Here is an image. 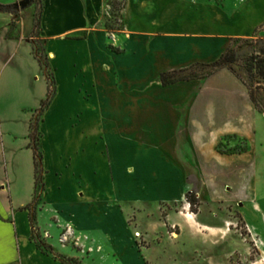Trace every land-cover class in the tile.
I'll list each match as a JSON object with an SVG mask.
<instances>
[{"label": "crops", "instance_id": "obj_1", "mask_svg": "<svg viewBox=\"0 0 264 264\" xmlns=\"http://www.w3.org/2000/svg\"><path fill=\"white\" fill-rule=\"evenodd\" d=\"M121 13L123 29L109 32L106 0H43L56 81L39 124L44 190L35 200L33 150L28 187L27 165L0 148V264H154L150 242L117 238L122 202L169 206L170 224L157 225L173 241L162 264H264V112L226 67L160 81L216 60L234 38L264 37V0H126ZM8 30L0 40L21 39ZM203 206L214 219L199 220Z\"/></svg>", "mask_w": 264, "mask_h": 264}, {"label": "rangeland", "instance_id": "obj_2", "mask_svg": "<svg viewBox=\"0 0 264 264\" xmlns=\"http://www.w3.org/2000/svg\"><path fill=\"white\" fill-rule=\"evenodd\" d=\"M28 1V2H26ZM125 0H118L122 3ZM190 1V0H189ZM193 1V0H192ZM219 3L222 0H216ZM26 2V3H25ZM24 3V4H23ZM0 4L4 5V10H0V27L9 26L8 36L21 37L20 40L6 41L0 40V148L13 149L16 158L22 164L27 165V173L23 177L29 187L31 180V159L32 147L28 148L31 142V124L37 122L39 132V124L43 119V115L48 106L41 111L42 102L47 99V81L44 71L40 67L37 54L42 59L48 56L44 48V39L39 34L40 14L43 0H0ZM110 8V6H109ZM114 28L118 27L121 19L112 14L105 18ZM123 23V22H122ZM108 31V30H107ZM115 32V31H109ZM258 36V35H256ZM261 37V36H259ZM253 39L252 37L247 38ZM246 39H234L231 46L237 54V61L230 66L234 71L246 80L251 90L259 97H264L262 90L256 89V77L249 80L247 75L243 73L244 59L249 55L250 51L257 47L248 44ZM49 61V59H48ZM210 70L209 66L196 64L190 68L180 71L175 76H201ZM51 80V75H49ZM54 96V95H53ZM52 100V99H51ZM51 102V101H50ZM29 134V137H28ZM29 139V140H28ZM237 149L244 148L243 142L236 145ZM226 148H229L226 146ZM31 150V151H30ZM142 202L125 203L121 206L128 215L123 213L126 225V231L118 232L117 238L132 241L138 248H145L147 241L151 243V259L154 264H162L163 257L167 259L168 252L172 251L173 241L166 237H160L157 225L162 223L170 224V218L166 217L168 205H161L156 202L141 205ZM120 206V207H121ZM162 209L160 211L159 209ZM200 211V209H199ZM199 220L214 219L215 216H209L206 206L203 211L198 214ZM220 219V217L218 218ZM48 221L42 220V227L46 228ZM55 232L54 229H50ZM128 233V235H126ZM54 241L57 242V234L53 235ZM35 241L42 247L46 246L47 241L45 234L35 230L33 236ZM106 243V242H105ZM104 244V250L107 245ZM43 249L46 247H42ZM70 251L76 252L72 246H67ZM144 251V250H143ZM123 260H129V254L123 253ZM72 264H81L76 259ZM89 264H121L115 259L109 258L101 262L91 261Z\"/></svg>", "mask_w": 264, "mask_h": 264}, {"label": "trees", "instance_id": "obj_3", "mask_svg": "<svg viewBox=\"0 0 264 264\" xmlns=\"http://www.w3.org/2000/svg\"><path fill=\"white\" fill-rule=\"evenodd\" d=\"M106 2L110 6L112 14L116 17H120L121 22L118 27L114 28L111 24H109L108 20H104L103 27L108 31H120L121 29H123V23H122L123 17L121 12L126 4V0L123 1L122 3H118V0H106ZM4 8H5L4 5L0 4V10L3 11ZM252 38L253 39L250 40H248L247 38H234V39H246L245 41L250 45L258 44L255 45L257 47H254V49H252L249 55L244 59V66L242 68H243V73L247 75L249 80H252L253 77H256L259 80L257 82L256 89L262 90L264 92V37L253 36ZM234 39H232L231 42ZM35 56L36 58H38L40 67L44 71L47 81V99L42 102V106H41V111H43L48 106L53 95L55 94L56 81L48 61V56L46 57V59H42L37 54H35ZM236 61H237L236 51L230 44L228 48L225 51H223L216 60L209 63H201L202 65L210 67V70L207 73L198 77V76H175V73L173 72H164L160 75V81L163 85H165L179 80H187L190 78H201L213 73L219 68H224V67L231 69L239 78L243 79L230 66V64H233ZM49 75H51V80L49 79ZM243 80L249 89V96L253 101L256 109L260 112H264V97L257 96L248 86L246 80L245 79ZM31 130H32L30 133L31 142L29 143V146L32 147L33 149V157H34V172H35L34 198L35 200H38L41 196V193L44 190V181H43V169L41 167L42 153L38 147L40 133L38 132L37 122L31 124ZM218 149L222 151L220 144L218 145ZM186 200L190 204V210L196 213L198 210L199 201L196 198L195 190L187 192ZM37 245L41 247L38 243ZM42 247H46V246H42ZM44 249L50 251L48 250L49 249L48 247ZM56 257L66 264H72V262L76 260L74 258H67L62 255H56Z\"/></svg>", "mask_w": 264, "mask_h": 264}, {"label": "water", "instance_id": "obj_4", "mask_svg": "<svg viewBox=\"0 0 264 264\" xmlns=\"http://www.w3.org/2000/svg\"><path fill=\"white\" fill-rule=\"evenodd\" d=\"M26 2H28V1H26ZM26 2H25V3H26ZM23 4H24V3H23Z\"/></svg>", "mask_w": 264, "mask_h": 264}, {"label": "built area", "instance_id": "obj_5", "mask_svg": "<svg viewBox=\"0 0 264 264\" xmlns=\"http://www.w3.org/2000/svg\"><path fill=\"white\" fill-rule=\"evenodd\" d=\"M66 237V236H65Z\"/></svg>", "mask_w": 264, "mask_h": 264}]
</instances>
